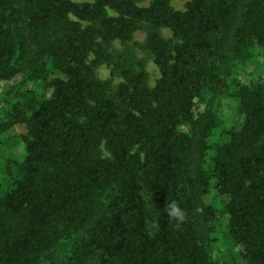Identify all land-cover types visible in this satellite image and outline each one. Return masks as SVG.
I'll use <instances>...</instances> for the list:
<instances>
[{
  "label": "trees",
  "instance_id": "1",
  "mask_svg": "<svg viewBox=\"0 0 264 264\" xmlns=\"http://www.w3.org/2000/svg\"><path fill=\"white\" fill-rule=\"evenodd\" d=\"M181 1L0 0V264H264V0Z\"/></svg>",
  "mask_w": 264,
  "mask_h": 264
},
{
  "label": "rangeland",
  "instance_id": "2",
  "mask_svg": "<svg viewBox=\"0 0 264 264\" xmlns=\"http://www.w3.org/2000/svg\"><path fill=\"white\" fill-rule=\"evenodd\" d=\"M73 1L79 2L82 0H73ZM184 2L185 1H181V0H171V4L177 9H183ZM161 32L164 37L170 36V32L167 29H162ZM144 38H145V32L143 30H138L134 33L133 41L137 43H142L144 41ZM129 45L135 51V54L138 58L145 59L146 69L150 76V83L153 84L155 79L158 77V68L155 66L151 55L141 50L140 47L134 44L133 42L130 43ZM115 46L121 48L120 44H118L117 42ZM96 73L101 78H108L109 67L106 65H102L97 69ZM246 73L249 74L251 78H256L257 76H260L264 80V56L259 55L257 57V60H255V62L248 64L246 67ZM117 80H118L117 78H114V82H116ZM242 80H244V78H242ZM232 105L233 104L230 100H224L220 108L219 116L222 118L223 121H225L226 124L229 125V123L232 122L235 123L237 126H239L241 123V119L234 114ZM25 132H26V128L22 124L16 125L10 130V134H14V135L24 134ZM22 149H23L22 145H18L14 149V153L20 154L22 152ZM221 221L222 223H224V219H222ZM215 238H216L215 247H218L220 251L225 249L228 250L229 253L233 252V250L230 249L231 243L228 238L223 237L222 228H220V226L216 228Z\"/></svg>",
  "mask_w": 264,
  "mask_h": 264
},
{
  "label": "clouds",
  "instance_id": "3",
  "mask_svg": "<svg viewBox=\"0 0 264 264\" xmlns=\"http://www.w3.org/2000/svg\"><path fill=\"white\" fill-rule=\"evenodd\" d=\"M166 213L170 219H174L177 222L183 221L185 218L183 210L175 201H170V203L166 205Z\"/></svg>",
  "mask_w": 264,
  "mask_h": 264
}]
</instances>
